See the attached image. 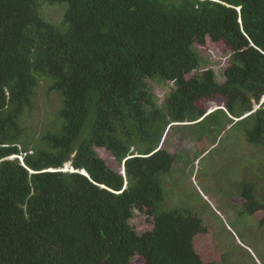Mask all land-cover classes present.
I'll return each instance as SVG.
<instances>
[{
    "label": "trees",
    "instance_id": "trees-1",
    "mask_svg": "<svg viewBox=\"0 0 264 264\" xmlns=\"http://www.w3.org/2000/svg\"><path fill=\"white\" fill-rule=\"evenodd\" d=\"M62 4L53 25L43 7ZM208 41L231 51L224 83L196 73ZM148 79L175 86L163 108ZM48 82L57 131L29 149L23 118ZM219 112L251 121L247 142L264 147V0H0V264H205L204 222L158 211L177 159L161 144L172 124ZM259 195L243 182L242 214L264 211ZM137 210L151 231L131 225Z\"/></svg>",
    "mask_w": 264,
    "mask_h": 264
},
{
    "label": "rangeland",
    "instance_id": "rangeland-1",
    "mask_svg": "<svg viewBox=\"0 0 264 264\" xmlns=\"http://www.w3.org/2000/svg\"><path fill=\"white\" fill-rule=\"evenodd\" d=\"M66 9V4L44 6L43 12L51 21L46 19L48 22L57 25L64 19ZM196 49L203 60L202 70L196 73L213 69L217 81L224 83V72L230 64L229 48L224 43L208 41ZM147 83L156 106L163 108L175 86L149 79ZM37 89L34 108L22 122L29 149L40 145L43 134L57 131L59 123V94L47 92L49 82ZM222 105V102L209 101L203 107L211 112ZM254 109L258 110L259 106ZM231 119L219 112L204 122L201 119L174 123L168 128L161 147L177 159L172 171L163 177L165 199L158 211H189L204 222L208 233L198 236L194 246L205 264H264V226L260 224L264 211L254 216L242 214L245 202L241 197L244 182L255 185L260 200H264V147L247 142L251 121L237 124V119H233L235 123ZM96 152L112 170L121 171V163L110 152L106 149ZM72 168V163L66 164L64 171L72 172ZM131 225L139 234L153 229L152 219L149 221L138 210ZM142 263L141 257L133 260V264Z\"/></svg>",
    "mask_w": 264,
    "mask_h": 264
},
{
    "label": "clouds",
    "instance_id": "clouds-1",
    "mask_svg": "<svg viewBox=\"0 0 264 264\" xmlns=\"http://www.w3.org/2000/svg\"><path fill=\"white\" fill-rule=\"evenodd\" d=\"M73 169V168H72ZM69 172V171H68ZM72 172H74V171H72ZM121 173L123 174V176L125 177V168H124V166H122V168H121Z\"/></svg>",
    "mask_w": 264,
    "mask_h": 264
},
{
    "label": "water",
    "instance_id": "water-1",
    "mask_svg": "<svg viewBox=\"0 0 264 264\" xmlns=\"http://www.w3.org/2000/svg\"><path fill=\"white\" fill-rule=\"evenodd\" d=\"M16 158V157H15ZM83 174H86V172L84 171V172H82Z\"/></svg>",
    "mask_w": 264,
    "mask_h": 264
},
{
    "label": "flooded vegetation",
    "instance_id": "flooded-vegetation-1",
    "mask_svg": "<svg viewBox=\"0 0 264 264\" xmlns=\"http://www.w3.org/2000/svg\"><path fill=\"white\" fill-rule=\"evenodd\" d=\"M243 201L245 202L244 198H243Z\"/></svg>",
    "mask_w": 264,
    "mask_h": 264
},
{
    "label": "bare ground",
    "instance_id": "bare-ground-1",
    "mask_svg": "<svg viewBox=\"0 0 264 264\" xmlns=\"http://www.w3.org/2000/svg\"><path fill=\"white\" fill-rule=\"evenodd\" d=\"M74 170V169H73Z\"/></svg>",
    "mask_w": 264,
    "mask_h": 264
}]
</instances>
